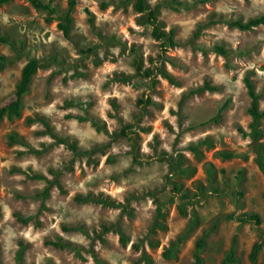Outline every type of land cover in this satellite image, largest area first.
Returning a JSON list of instances; mask_svg holds the SVG:
<instances>
[{"label":"rangeland","instance_id":"obj_1","mask_svg":"<svg viewBox=\"0 0 264 264\" xmlns=\"http://www.w3.org/2000/svg\"><path fill=\"white\" fill-rule=\"evenodd\" d=\"M43 1L55 14L0 4V106L39 64L20 116L0 120V264H192L202 236L201 264L232 246L230 264H264V170L240 132L244 77L264 111V25L228 24L264 0H146L173 32L164 53L135 0H75L66 36L69 0ZM259 132L264 157V115Z\"/></svg>","mask_w":264,"mask_h":264},{"label":"trees","instance_id":"obj_2","mask_svg":"<svg viewBox=\"0 0 264 264\" xmlns=\"http://www.w3.org/2000/svg\"><path fill=\"white\" fill-rule=\"evenodd\" d=\"M10 0H0L1 3H6ZM32 7L37 8V9H45L48 13L49 16H52L55 14V9L51 3V1L44 2L43 0H26ZM75 8V0H69L68 2V7L66 12L62 15V18L64 20V25H59L60 28L62 29L63 34L66 36L68 33V30L70 28L71 22H72V17L71 14ZM134 8L137 12L141 13H146V19L147 23L149 24L151 28V36L154 40L159 42L160 48L162 53L166 52L169 48H173L175 46V40L173 36L172 31H164L161 28L160 21L158 19V13H157V7L150 8L146 5V0H135L134 3ZM230 26H234L240 30H248L251 29L255 26L258 25H264V15H259L253 18H250L246 21H240V20H235V21H230L228 22ZM1 42H8L6 38L0 37ZM215 50L220 53L224 54V50L216 46ZM91 50L89 49L88 51L85 52H90ZM6 63V58L4 55L0 54V70L4 67ZM38 60L34 57L29 58L26 64L23 66L21 70V75L20 79L17 82L15 86V90L12 94L11 99L9 102H7L4 105L0 106V120L3 119L4 117L8 120L14 119L16 117L20 116L21 113V106H22V99L25 93L28 91L29 84L31 81L32 76L35 74L37 68H38ZM134 66L138 74H141L143 76H149V72L142 71V66L139 63L138 59L134 60ZM243 83L246 88V92L250 98V105L248 107V113L251 117V123L249 125V131H240L242 134L248 135L252 141L255 143L256 146V158L258 161V164L262 170H264V157L261 153V147L259 144V119L264 115V111H260L258 108V95L254 91V87L252 84V81L248 77L243 78ZM223 106L218 109V113L222 110ZM122 134H126L125 130L121 131ZM12 141H16V138L14 136L10 137ZM21 142L22 144L23 141H18ZM134 160H138V157L136 153H134ZM177 186H174V189L177 190ZM217 192L214 191V194ZM184 198L186 196L184 195ZM229 218H234L232 215H229ZM237 220L239 222H244V221H256L257 223L260 222L259 217L256 214H245L243 213L242 215L237 217ZM182 242V238H178L176 241H174L170 245V251L169 252H164V256L166 257H171L174 255V251L177 249L179 244ZM204 243V238L203 236L200 237L196 243V248H197V253L195 256V260L192 264H201V254L200 250L203 246ZM261 248V243L260 242H255L250 250L249 253V260L250 261H255L257 254ZM235 252H234V247L227 252L225 255L222 264H230L235 261ZM99 264H104L103 262H98Z\"/></svg>","mask_w":264,"mask_h":264}]
</instances>
